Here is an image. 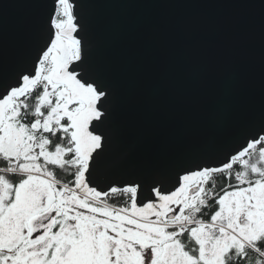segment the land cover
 Returning a JSON list of instances; mask_svg holds the SVG:
<instances>
[{
    "label": "snow or ice",
    "instance_id": "snow-or-ice-1",
    "mask_svg": "<svg viewBox=\"0 0 264 264\" xmlns=\"http://www.w3.org/2000/svg\"><path fill=\"white\" fill-rule=\"evenodd\" d=\"M31 2L47 10V35L36 34L45 43L30 62L8 60L0 25V264H264V3L258 52L242 66L170 62L134 86L147 122L164 90L174 100L207 94L210 84L214 103L203 118L242 112L250 138L218 165L168 177L172 190L162 179L105 191L93 185L103 175L105 130L121 134L131 98L88 50L96 0ZM110 34L117 38L119 26ZM116 196L125 198L120 206L108 202Z\"/></svg>",
    "mask_w": 264,
    "mask_h": 264
},
{
    "label": "water",
    "instance_id": "water-1",
    "mask_svg": "<svg viewBox=\"0 0 264 264\" xmlns=\"http://www.w3.org/2000/svg\"><path fill=\"white\" fill-rule=\"evenodd\" d=\"M261 3L264 0H96L88 50L123 86L131 104L121 114V134L105 130L98 158L103 175L93 179V185L107 191L138 182L148 188L163 179L172 190L168 177L195 163L218 165L250 138L242 127V112L212 123L203 118L214 103L210 84L207 94L192 89L174 100V94L164 90L147 122L144 96L135 94L134 86L141 77L157 78L170 62L242 66L244 58L259 49ZM46 16L47 10L31 0H0L8 60L30 62L36 47L45 43L35 36L47 35ZM115 25L120 28L117 38L110 34ZM249 33L255 34L254 40L248 39ZM246 102L242 94L240 103Z\"/></svg>",
    "mask_w": 264,
    "mask_h": 264
},
{
    "label": "flooded vegetation",
    "instance_id": "flooded-vegetation-1",
    "mask_svg": "<svg viewBox=\"0 0 264 264\" xmlns=\"http://www.w3.org/2000/svg\"><path fill=\"white\" fill-rule=\"evenodd\" d=\"M4 162L3 161H0V167H4ZM237 170H238V166H237ZM56 174H57V177L58 178H61V179H64L65 181L68 180V179H71V177H69L63 170L61 169H56ZM10 179H12L13 181H17L18 180V177L16 176H10L9 177ZM215 180H216V183H217V191H219L220 187L223 186V183L224 181L222 180L221 176L217 175L215 177ZM125 198L123 196H116V197H112L109 199V203L110 204H113V205H116V206H120L123 202ZM206 212L208 211L207 209L205 210ZM205 219H207L208 217L205 216L204 217ZM185 240L187 242V238L185 237ZM191 246V245H189Z\"/></svg>",
    "mask_w": 264,
    "mask_h": 264
}]
</instances>
